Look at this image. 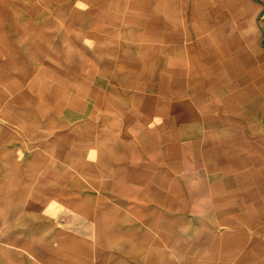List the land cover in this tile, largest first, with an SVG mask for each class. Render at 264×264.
Returning <instances> with one entry per match:
<instances>
[{"label": "crops", "instance_id": "0c3cea01", "mask_svg": "<svg viewBox=\"0 0 264 264\" xmlns=\"http://www.w3.org/2000/svg\"><path fill=\"white\" fill-rule=\"evenodd\" d=\"M55 16L42 74L109 129L130 264H264V0H0V56Z\"/></svg>", "mask_w": 264, "mask_h": 264}, {"label": "rangeland", "instance_id": "374dc122", "mask_svg": "<svg viewBox=\"0 0 264 264\" xmlns=\"http://www.w3.org/2000/svg\"><path fill=\"white\" fill-rule=\"evenodd\" d=\"M53 19L33 47L8 46L20 42L6 33L0 56V264H130L109 129L42 74L60 34Z\"/></svg>", "mask_w": 264, "mask_h": 264}]
</instances>
